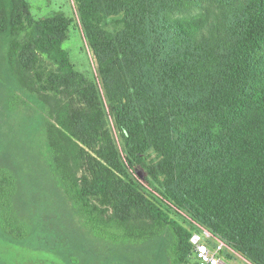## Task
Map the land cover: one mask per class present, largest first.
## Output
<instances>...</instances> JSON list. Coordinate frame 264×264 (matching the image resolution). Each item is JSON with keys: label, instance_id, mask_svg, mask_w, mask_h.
Segmentation results:
<instances>
[{"label": "trees", "instance_id": "trees-1", "mask_svg": "<svg viewBox=\"0 0 264 264\" xmlns=\"http://www.w3.org/2000/svg\"><path fill=\"white\" fill-rule=\"evenodd\" d=\"M184 13L190 15L175 17ZM118 16L122 29L108 35L103 20ZM26 21L33 36L12 43V59L23 73H33L44 94L81 100L48 132L63 189L89 232L123 243L129 224L158 229L167 221L164 208L178 210L253 264H264V0H82L81 25L99 62L127 165L145 169L161 204L123 171L104 131L97 85L64 48L71 20L32 22L26 0H0L1 38L20 34ZM41 57L56 71L45 72ZM94 138L105 144L101 151L93 150ZM154 149L162 160L147 164ZM82 169L88 173L78 176ZM14 188L0 170V240L75 264L61 242L30 235L10 216ZM178 234L190 255L192 234Z\"/></svg>", "mask_w": 264, "mask_h": 264}, {"label": "rangeland", "instance_id": "rangeland-1", "mask_svg": "<svg viewBox=\"0 0 264 264\" xmlns=\"http://www.w3.org/2000/svg\"><path fill=\"white\" fill-rule=\"evenodd\" d=\"M29 20L38 22L64 16L71 20L64 48L69 52L76 68L93 79L98 90V104L105 116V130L116 144L123 171H127L146 190L150 200L161 204L162 197L157 184L148 179L143 167L131 169L125 152L109 99L101 80L97 56L89 45L80 21L82 0H26ZM214 13L220 9L212 6ZM201 10L196 11V13ZM190 13L175 15L188 17ZM29 22V21H28ZM26 21L23 31L10 38L0 37V170L14 181L15 195L12 199L13 214L31 233L50 242H61L75 264H195L194 259L182 250L181 233L193 234L204 228L185 212L164 208L167 221L156 229L136 221L125 227V242H106L93 236L85 227L75 202L66 195L61 177L56 169V154L49 143L48 127L57 125L63 110L70 105L73 110L81 106L75 95L44 94L33 80V73H23L18 60L11 57L13 42H28L33 28ZM123 27V17L104 19L101 28L112 35ZM43 70L55 72L56 67L41 57ZM215 133L221 132L217 121L209 119ZM93 150L105 146L99 138L90 143ZM84 149L90 152L89 149ZM96 151V152H97ZM97 157L95 152H90ZM162 160L154 149L145 156L147 164ZM88 170L82 169L81 176ZM159 188V187H158ZM1 206V204H0ZM208 230V229H206ZM209 231V230H208ZM222 240V239H221ZM227 249L223 254L226 264H253L230 244L222 240ZM0 259L6 264H65L57 256L18 247L0 240Z\"/></svg>", "mask_w": 264, "mask_h": 264}, {"label": "built area", "instance_id": "built-area-1", "mask_svg": "<svg viewBox=\"0 0 264 264\" xmlns=\"http://www.w3.org/2000/svg\"><path fill=\"white\" fill-rule=\"evenodd\" d=\"M190 245L195 264H226L223 258L226 244L210 231L203 229L193 233Z\"/></svg>", "mask_w": 264, "mask_h": 264}]
</instances>
